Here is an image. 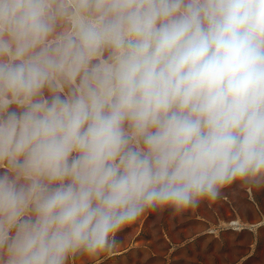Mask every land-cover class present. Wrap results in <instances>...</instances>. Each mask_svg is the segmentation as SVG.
Returning <instances> with one entry per match:
<instances>
[{
    "label": "clouds",
    "instance_id": "obj_1",
    "mask_svg": "<svg viewBox=\"0 0 264 264\" xmlns=\"http://www.w3.org/2000/svg\"><path fill=\"white\" fill-rule=\"evenodd\" d=\"M234 183L264 187V0H0V264Z\"/></svg>",
    "mask_w": 264,
    "mask_h": 264
},
{
    "label": "rangeland",
    "instance_id": "obj_2",
    "mask_svg": "<svg viewBox=\"0 0 264 264\" xmlns=\"http://www.w3.org/2000/svg\"><path fill=\"white\" fill-rule=\"evenodd\" d=\"M117 238L116 250L75 264H264V187L234 183L195 210L148 212Z\"/></svg>",
    "mask_w": 264,
    "mask_h": 264
}]
</instances>
